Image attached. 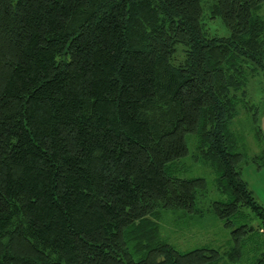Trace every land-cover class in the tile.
<instances>
[{
	"label": "trees",
	"instance_id": "1",
	"mask_svg": "<svg viewBox=\"0 0 264 264\" xmlns=\"http://www.w3.org/2000/svg\"><path fill=\"white\" fill-rule=\"evenodd\" d=\"M259 70L264 0H0V264H229L251 242L264 264L240 171L264 161L239 114ZM188 160L227 249L161 234L203 215Z\"/></svg>",
	"mask_w": 264,
	"mask_h": 264
},
{
	"label": "rangeland",
	"instance_id": "2",
	"mask_svg": "<svg viewBox=\"0 0 264 264\" xmlns=\"http://www.w3.org/2000/svg\"><path fill=\"white\" fill-rule=\"evenodd\" d=\"M209 27L216 30L220 34H226L227 30L219 19L209 22ZM247 96L249 101L254 105L249 112L240 109L241 123L244 127L242 132L245 143V150L249 157L260 156L264 146V71L259 70L251 76L246 85ZM256 111L253 115L252 112ZM246 112V113H245ZM252 118H256L252 124ZM258 125L261 129L263 140L257 141L253 127ZM263 159H247L240 165L242 178L247 182L248 187L252 191L255 200L264 207V161ZM190 163L187 171L193 174L190 176L200 175L205 177L209 183L208 195L200 201L202 217L185 216L178 218L177 214L166 212L160 220L161 234L169 243L173 244L178 250L184 251L195 247L205 246L210 248L227 249L230 246L231 228L224 227L222 221L215 218L208 210V206L212 199L217 198L218 194L213 190L212 178L210 170L199 163ZM259 163V165H258ZM250 222L257 230L254 236L261 237L264 240V223L259 215L251 216ZM229 241V242H228ZM254 242L248 244V252H244L240 261L229 264H255L256 257L252 253ZM264 250V243L259 246V251ZM258 255V254H257ZM256 255V256H257Z\"/></svg>",
	"mask_w": 264,
	"mask_h": 264
}]
</instances>
